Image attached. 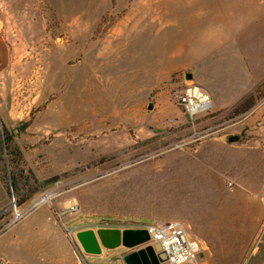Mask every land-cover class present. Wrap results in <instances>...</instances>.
I'll use <instances>...</instances> for the list:
<instances>
[{"label": "rangeland", "instance_id": "374dc122", "mask_svg": "<svg viewBox=\"0 0 264 264\" xmlns=\"http://www.w3.org/2000/svg\"><path fill=\"white\" fill-rule=\"evenodd\" d=\"M208 6L0 0V233L58 202L69 264L154 244L89 254L79 230L172 219L201 245L188 264H264V25L240 0L226 48ZM189 84L210 102L194 118L178 101Z\"/></svg>", "mask_w": 264, "mask_h": 264}, {"label": "crops", "instance_id": "0c3cea01", "mask_svg": "<svg viewBox=\"0 0 264 264\" xmlns=\"http://www.w3.org/2000/svg\"><path fill=\"white\" fill-rule=\"evenodd\" d=\"M248 1L255 3L254 11L263 26L264 0ZM207 2L213 9L212 19L216 21H212V24H216L219 33L224 34L225 47H234L235 16L240 15L241 12V9L238 8L240 0H230L229 6L223 8L220 7L224 2L223 0H207ZM229 7L233 9L232 17L226 20L225 15L222 14L224 9ZM257 32L264 33V26L257 28ZM257 47L264 49V43ZM224 70L233 71L234 69ZM57 204L58 202L34 204L27 214L18 221L11 223L0 233V264H69L71 262L69 243L62 228L64 223L59 216ZM172 220H178L185 226L187 225L180 219ZM67 259L68 261H66Z\"/></svg>", "mask_w": 264, "mask_h": 264}, {"label": "built area", "instance_id": "2783aa9c", "mask_svg": "<svg viewBox=\"0 0 264 264\" xmlns=\"http://www.w3.org/2000/svg\"><path fill=\"white\" fill-rule=\"evenodd\" d=\"M178 101L189 118L204 113L210 107L207 94L194 84H189L183 88ZM23 213H25L24 210L14 206L16 219L21 218ZM141 227L147 229L150 236L149 243L160 245V249L165 254L169 264L193 263L201 250L199 241L190 236L186 226L181 221L170 220L162 223H149L143 224Z\"/></svg>", "mask_w": 264, "mask_h": 264}, {"label": "water", "instance_id": "95a60500", "mask_svg": "<svg viewBox=\"0 0 264 264\" xmlns=\"http://www.w3.org/2000/svg\"><path fill=\"white\" fill-rule=\"evenodd\" d=\"M187 78H190V74H187ZM238 139V135L227 137L228 142L238 141ZM75 236L83 251L89 254H100L103 248L114 249L119 246L133 248L150 239L144 227L87 228L77 231ZM122 260L125 264H169L158 243L146 244L143 248L125 253Z\"/></svg>", "mask_w": 264, "mask_h": 264}, {"label": "trees", "instance_id": "16d2710c", "mask_svg": "<svg viewBox=\"0 0 264 264\" xmlns=\"http://www.w3.org/2000/svg\"><path fill=\"white\" fill-rule=\"evenodd\" d=\"M10 185L13 186V182H12V180H11V182H10Z\"/></svg>", "mask_w": 264, "mask_h": 264}, {"label": "bare ground", "instance_id": "6f19581e", "mask_svg": "<svg viewBox=\"0 0 264 264\" xmlns=\"http://www.w3.org/2000/svg\"><path fill=\"white\" fill-rule=\"evenodd\" d=\"M208 97H209V96H208ZM256 150H259V151L261 152L260 148H256Z\"/></svg>", "mask_w": 264, "mask_h": 264}]
</instances>
